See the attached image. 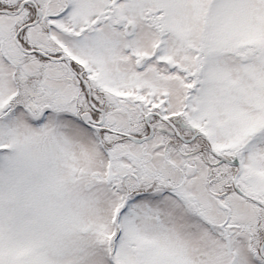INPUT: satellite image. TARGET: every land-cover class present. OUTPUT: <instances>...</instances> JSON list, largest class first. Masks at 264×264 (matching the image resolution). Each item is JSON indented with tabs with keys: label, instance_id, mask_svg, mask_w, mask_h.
Returning <instances> with one entry per match:
<instances>
[{
	"label": "snow or ice",
	"instance_id": "6c2138e0",
	"mask_svg": "<svg viewBox=\"0 0 264 264\" xmlns=\"http://www.w3.org/2000/svg\"><path fill=\"white\" fill-rule=\"evenodd\" d=\"M0 264H264V0H0Z\"/></svg>",
	"mask_w": 264,
	"mask_h": 264
}]
</instances>
